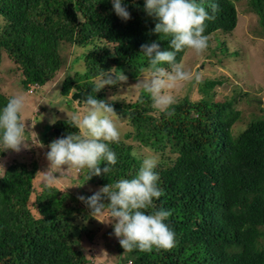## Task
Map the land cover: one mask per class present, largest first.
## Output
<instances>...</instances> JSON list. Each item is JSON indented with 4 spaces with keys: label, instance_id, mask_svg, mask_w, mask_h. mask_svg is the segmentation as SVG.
Returning <instances> with one entry per match:
<instances>
[{
    "label": "trees",
    "instance_id": "obj_1",
    "mask_svg": "<svg viewBox=\"0 0 264 264\" xmlns=\"http://www.w3.org/2000/svg\"><path fill=\"white\" fill-rule=\"evenodd\" d=\"M244 1L264 28V0H215L219 11L205 22V35L233 33L236 3ZM144 4L123 0L131 14L125 21L115 14L111 0H0V72L5 53L24 89L44 86L62 70V47L71 44L91 48L81 55L85 72L69 70L62 79L59 92L65 100L73 92L84 97L92 93L101 70L114 68L138 78L140 69L147 67L141 45L157 42L166 50L170 40L154 33L157 21L144 11ZM188 50L176 54L177 62ZM93 95L110 103L134 131L109 144L117 156L112 171L89 179L90 170L81 169L79 186L99 189L133 178L142 163L132 155L137 146L161 153L164 158L155 171L164 195L154 206L171 211L165 223L175 232V246L169 250L125 251L116 242L108 248L115 264H264V117L234 132L241 119L239 99L247 94L221 101L185 97L173 106L171 118L155 115L143 92L127 104L109 102L103 89ZM9 98L0 91V109ZM77 131L70 120L54 121L37 132L36 149L43 145L49 151L52 141ZM131 138L137 146L127 142ZM7 151L0 146V161ZM39 172L36 158L30 164L14 162L0 176V264H91L82 246L86 237L92 239L83 224L93 218L90 210L77 195L57 186L45 184L37 191ZM93 193L82 191L86 197Z\"/></svg>",
    "mask_w": 264,
    "mask_h": 264
},
{
    "label": "clouds",
    "instance_id": "obj_2",
    "mask_svg": "<svg viewBox=\"0 0 264 264\" xmlns=\"http://www.w3.org/2000/svg\"><path fill=\"white\" fill-rule=\"evenodd\" d=\"M111 3L119 18L125 21L131 18L123 0H111ZM144 11L157 21L154 33L170 37V40L166 50H161L157 42L141 45L147 67L140 69L142 79H138L133 87L148 94L153 109L171 118L175 115L173 106L177 103L175 91L184 83L201 80L198 73L186 70L182 62H177L176 54L191 49L199 56L206 51L205 22L215 19L219 5L215 0H200L199 3L197 0H145ZM127 80L123 71L115 72L114 68L98 73L92 93L75 101L83 105V111L73 113L69 118L71 126L78 131L48 145V168L39 172L43 182L55 184L58 179L55 173L63 171L64 166L67 170L89 169V179L112 171L117 156L109 144L119 143L121 139L114 119L117 113L110 103L97 99L93 93ZM39 87L38 84L29 85V94ZM25 107V94L16 93L0 109V146L3 151L11 149L18 153L22 146L26 147V126L21 118ZM132 155L135 157L137 153ZM102 162L106 164L103 169L99 167ZM159 163L158 155H144L133 178L109 183L91 196L77 197L90 210L91 217L112 225L113 234L125 251L151 252L153 248L169 250L175 246V232L165 223L171 211L163 207L156 210L154 206V200L164 195L158 187L159 175L155 171ZM149 209L152 211H147Z\"/></svg>",
    "mask_w": 264,
    "mask_h": 264
},
{
    "label": "rangeland",
    "instance_id": "obj_3",
    "mask_svg": "<svg viewBox=\"0 0 264 264\" xmlns=\"http://www.w3.org/2000/svg\"><path fill=\"white\" fill-rule=\"evenodd\" d=\"M236 9L238 21L233 33L211 35L208 38L209 45L202 55H196L191 49L186 52L182 63L186 70L198 73L201 80L184 83L175 91L174 95L177 102L185 97L196 102L201 98L221 101L234 96L239 98L241 94L242 96L247 94L243 99H239L237 105L241 112V119L239 125L234 128V132L239 133L255 117H264V28L260 24L259 17L249 9L247 2L236 3ZM0 25H3L2 19H0ZM222 43L225 45L221 46ZM90 48L91 46L82 49L71 44L63 45L64 65L62 70L52 82L39 87L33 94H29L28 90L22 87L19 71L11 59L3 53L0 91L9 97L16 93H23L26 96V107L21 116L26 126V147L22 146L18 153L8 149L6 157L0 161V176L14 162L30 164L36 158L40 162L42 171L47 170L46 153L48 149L44 146H38L36 149V145H39V137H36L37 132L48 129L54 121L70 120L73 113L83 111L82 106H79L71 97L65 100L59 91L62 79L69 70L71 73L85 72L81 55ZM223 48L226 49V52H222ZM138 79H142V77L128 78L126 83L105 86L103 90H105L106 99L109 102L126 104L136 101L141 91L136 90L133 85L138 82ZM93 82L95 83V79ZM201 88L205 91L201 92ZM39 112L41 115L36 116ZM158 114L159 112L156 110L155 115ZM34 116L37 117L36 120H33ZM114 119L120 129L121 139L126 133L134 131L127 118L114 117ZM127 142L135 146L138 144L132 138ZM134 152L140 158L147 154L158 155L160 160L164 158V155L156 153L150 148L137 146ZM55 175L58 179L53 184L54 186L70 191L77 196L82 195L83 190L92 193L98 189L91 184L79 186L80 170H67V166H64L63 171L57 172ZM45 184L42 175H40L35 182L36 190L41 191ZM83 224L92 235V239L86 237L82 245L83 252L90 259V263L115 264L116 259L113 257V253L108 252L109 246L119 242L113 234L114 230H111L112 225L102 223L94 217Z\"/></svg>",
    "mask_w": 264,
    "mask_h": 264
},
{
    "label": "water",
    "instance_id": "obj_4",
    "mask_svg": "<svg viewBox=\"0 0 264 264\" xmlns=\"http://www.w3.org/2000/svg\"><path fill=\"white\" fill-rule=\"evenodd\" d=\"M73 101H79L84 99L85 97L83 96V94L81 92H75L72 94L71 96ZM82 104H80L79 106H81Z\"/></svg>",
    "mask_w": 264,
    "mask_h": 264
}]
</instances>
